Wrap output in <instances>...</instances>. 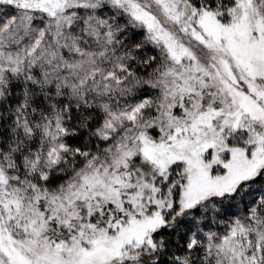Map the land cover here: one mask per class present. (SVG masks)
I'll use <instances>...</instances> for the list:
<instances>
[{"label": "snow or ice", "instance_id": "1", "mask_svg": "<svg viewBox=\"0 0 264 264\" xmlns=\"http://www.w3.org/2000/svg\"><path fill=\"white\" fill-rule=\"evenodd\" d=\"M0 264H264V0H0Z\"/></svg>", "mask_w": 264, "mask_h": 264}]
</instances>
